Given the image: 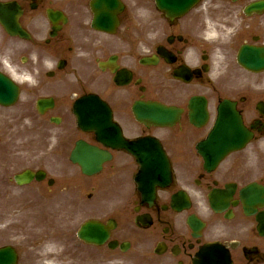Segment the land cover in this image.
<instances>
[{"label": "flooded vegetation", "instance_id": "obj_1", "mask_svg": "<svg viewBox=\"0 0 264 264\" xmlns=\"http://www.w3.org/2000/svg\"><path fill=\"white\" fill-rule=\"evenodd\" d=\"M0 1L9 4L5 26L0 22L4 50L36 71L30 94L55 100L53 109L29 113L46 115L38 128L43 133L29 151L36 167L58 172L69 165L79 139L102 147L94 133L77 127L73 116L78 98L95 95L110 106L125 137L158 139L172 169V183L156 186L147 199L135 183L136 158L108 149L112 160L99 175L106 170L111 177L122 155V165H132V192L57 195L91 216L132 211V224L118 223L110 238L127 242V250L77 240L70 230L64 251L54 253L58 263L120 264L128 254L124 264H264V10L246 13L260 0H199L187 14L173 19L159 10L156 0H98L100 11L103 6L107 11L97 19L95 0ZM51 8L63 15L51 21ZM246 46L253 54H242V60L257 63V69L239 60ZM29 68H19L20 75L31 74ZM58 91H66L64 106L54 97ZM194 97L199 109L206 102L204 123L191 119ZM225 100L236 103L251 140L223 158L209 160L202 151L227 147L223 134L202 144ZM137 101L179 109L180 117L165 126L141 123L133 114ZM41 136L43 151L35 150ZM143 146L156 153L154 144ZM22 152L11 149L14 155ZM78 181V172L63 176L64 183Z\"/></svg>", "mask_w": 264, "mask_h": 264}, {"label": "rangeland", "instance_id": "obj_2", "mask_svg": "<svg viewBox=\"0 0 264 264\" xmlns=\"http://www.w3.org/2000/svg\"><path fill=\"white\" fill-rule=\"evenodd\" d=\"M22 109L19 110V107L5 110L4 108H0V115H13L14 113L21 112ZM15 198L16 195L13 194V199L11 202H4L5 207H0V245L8 242H12L16 244L18 247H20V243L22 241V238L17 235V229L10 230L9 220L8 218L11 216L8 214V211H11L16 208L15 204ZM42 212L41 206H36L35 209L30 210L25 213V219L23 221V224L25 226L28 225V223H32V225L28 226L26 229H33L34 225L38 224L39 220V213ZM77 219V218H76ZM20 226V223L17 224ZM23 260V259H22Z\"/></svg>", "mask_w": 264, "mask_h": 264}, {"label": "water", "instance_id": "obj_3", "mask_svg": "<svg viewBox=\"0 0 264 264\" xmlns=\"http://www.w3.org/2000/svg\"><path fill=\"white\" fill-rule=\"evenodd\" d=\"M7 94H5L6 96ZM14 261V254L11 250H0V264H12Z\"/></svg>", "mask_w": 264, "mask_h": 264}]
</instances>
